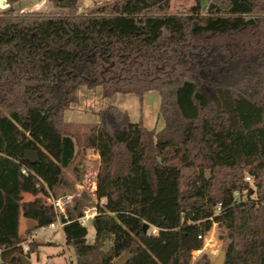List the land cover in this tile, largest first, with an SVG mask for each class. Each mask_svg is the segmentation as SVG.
Masks as SVG:
<instances>
[{"label": "trees", "instance_id": "16d2710c", "mask_svg": "<svg viewBox=\"0 0 264 264\" xmlns=\"http://www.w3.org/2000/svg\"><path fill=\"white\" fill-rule=\"evenodd\" d=\"M50 1L56 10H0V264L38 255L41 242L28 251L22 242L55 216L21 231L22 192L64 195L75 183L66 169L83 176L62 127L77 85H100L104 96L157 90L165 124L149 129L117 105L101 109L82 145L100 155L106 202L91 241L82 197L62 217L70 264H113L125 251V264H190L214 222L223 264H264V0H194L182 11L170 0L83 10L79 0Z\"/></svg>", "mask_w": 264, "mask_h": 264}, {"label": "rangeland", "instance_id": "374dc122", "mask_svg": "<svg viewBox=\"0 0 264 264\" xmlns=\"http://www.w3.org/2000/svg\"><path fill=\"white\" fill-rule=\"evenodd\" d=\"M112 1L114 0H79V4L80 9L83 10L87 7L105 5ZM193 4L194 0H170L169 10L182 11L186 10ZM3 9H11L15 11L56 10L50 0H19L14 4H9L8 0H0V10ZM160 102L161 97L157 90L147 91L142 97H139L138 95L129 92H117L112 96H104L102 86L100 85L91 88L85 85H77L69 89L66 98L62 127L66 132L74 136L78 151L76 160H81L79 166L84 169L83 176L80 180L76 178V175L71 168L66 169V176L75 181L71 192L78 190L77 184L82 181L86 173H90L97 168L99 170L100 157L97 156L96 150L91 147L84 148L82 143L90 126L98 121L101 109L109 104L117 105L121 109L126 110L133 121L142 120L147 128H155L158 130L165 124L163 118L159 115ZM207 174H210V169H207ZM250 183L251 185H254L252 179L250 180ZM45 193H40V196H36L33 202H29L28 200L27 204L30 206L33 205V207H42V209L48 213V217H52L54 209L46 199V195L49 192L47 191ZM77 197H82L84 199V204L82 205L81 210L85 206H89L93 203L91 196L85 191ZM40 207H37V209ZM37 217V219L40 220L43 219L44 216ZM25 226L26 225L23 224L21 229L24 230ZM87 226L89 227L90 233H92L91 222L88 223ZM221 233H223V228L220 227L217 222H214L211 229L204 235L203 243L206 244L205 248L201 252L192 251L190 264H196L197 260L203 255H206L212 263L225 247V241L221 238ZM48 235L52 236L53 241L56 243H45L44 240H48V238L39 239L38 241L41 242L42 245L38 249V255H32V264H45L44 260L46 258L50 259L52 264H70L72 261L74 263L75 250L73 247H68L66 243L63 242L59 231H51ZM91 239L90 236L87 237L88 241H91Z\"/></svg>", "mask_w": 264, "mask_h": 264}, {"label": "built area", "instance_id": "2783aa9c", "mask_svg": "<svg viewBox=\"0 0 264 264\" xmlns=\"http://www.w3.org/2000/svg\"><path fill=\"white\" fill-rule=\"evenodd\" d=\"M97 156L100 157L98 151L96 150ZM98 168L94 171H91L90 173H86L82 179L81 182L77 184L78 190L70 193H66L64 195L60 196H54L51 193H48L47 195V201L52 205L55 216L54 219L48 223L40 224L36 227H34L29 234H27V237L22 242V246L24 251H28L30 248V244L38 241L39 239H47L51 240V237L48 235L49 232L58 230L62 231L64 222L62 221V217H67V211L69 207L71 206L74 198L77 196H80L83 191L87 192L88 195L91 196L93 203L89 206H85L82 209V214L79 217V220L82 225H87L88 223L92 222L94 217L99 214L100 208L105 205L106 198L103 196L98 195ZM23 172H25V169H22ZM246 179L250 181L252 178L251 176L247 175ZM235 196L240 197V192L236 191ZM220 205L217 207V213L220 211ZM157 229L154 228L152 230L153 233H156ZM88 236L91 238L94 237L92 233H89ZM199 237H202L199 235ZM204 238V236H203ZM205 243H203V246L199 249H195L193 251L201 252L205 248ZM1 252V250H0ZM45 264H52V261L48 258L44 260Z\"/></svg>", "mask_w": 264, "mask_h": 264}, {"label": "crops", "instance_id": "0c3cea01", "mask_svg": "<svg viewBox=\"0 0 264 264\" xmlns=\"http://www.w3.org/2000/svg\"><path fill=\"white\" fill-rule=\"evenodd\" d=\"M22 196H23V199H22L23 205L21 208V225H20V228L24 224V225H26L25 226V229H26L28 227L35 226L39 222L43 221V219L38 220L37 216H44L46 212L42 208L37 209V207H33V206H30L27 204L28 200H29V202H33L34 198L36 196H40V193L36 194V195H32L28 191H23ZM21 231H23V230L21 229ZM59 233L62 237L63 242H65L63 230L61 232L59 231ZM50 237H51V240H44V242L45 243H51V244L56 243L55 241H53L52 236H50Z\"/></svg>", "mask_w": 264, "mask_h": 264}, {"label": "water", "instance_id": "95a60500", "mask_svg": "<svg viewBox=\"0 0 264 264\" xmlns=\"http://www.w3.org/2000/svg\"><path fill=\"white\" fill-rule=\"evenodd\" d=\"M25 157L31 163L37 162L39 160V152L36 149H29L26 151ZM148 228H149V223L144 222L143 232H147ZM129 258H130V254L127 251H125L122 255H120L116 260L113 261V264H125V262ZM20 259L22 264H32L31 259L26 255H21ZM224 259H225V250L223 249L211 264H223Z\"/></svg>", "mask_w": 264, "mask_h": 264}]
</instances>
